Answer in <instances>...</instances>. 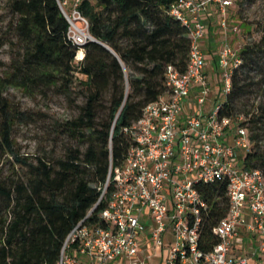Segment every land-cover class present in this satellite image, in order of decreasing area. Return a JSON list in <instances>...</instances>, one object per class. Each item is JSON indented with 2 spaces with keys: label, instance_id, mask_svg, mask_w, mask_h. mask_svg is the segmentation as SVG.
Segmentation results:
<instances>
[{
  "label": "trees",
  "instance_id": "obj_1",
  "mask_svg": "<svg viewBox=\"0 0 264 264\" xmlns=\"http://www.w3.org/2000/svg\"><path fill=\"white\" fill-rule=\"evenodd\" d=\"M65 1L10 0L11 27L24 50L15 71L25 69L30 82H60L67 90L76 85L85 93L70 132L86 146L69 149L56 165L21 158L13 139L16 115L0 79V150L28 169L25 178H11L0 168V264H58L68 236L92 210L89 223H98L112 198L111 189L99 203L110 166L121 167L134 144L126 129L168 91V67L186 73L189 66L191 40L170 15L175 0H82L80 11L96 40L83 47L70 39L71 25L60 6ZM82 50L84 59L78 61ZM240 57L243 64L233 73L232 92L220 102L221 115L247 118L253 149L244 165L264 172V104L239 111L242 96L255 84L241 83L243 75L250 79L249 67L261 63L259 84H264V38L241 48ZM198 190L210 206L201 245L208 252L218 243L215 227L229 211L228 182Z\"/></svg>",
  "mask_w": 264,
  "mask_h": 264
},
{
  "label": "built area",
  "instance_id": "obj_2",
  "mask_svg": "<svg viewBox=\"0 0 264 264\" xmlns=\"http://www.w3.org/2000/svg\"><path fill=\"white\" fill-rule=\"evenodd\" d=\"M81 2L66 0L60 6L71 25L70 39L83 47L94 38L89 20L80 11ZM70 4L72 9L67 12ZM213 6L220 8L221 30L240 33V26L231 25L227 17L234 0L172 3L170 15L186 28L191 40L188 70L180 73L169 66L168 91L126 129L134 144L121 167L110 166L99 201L107 200L112 189L107 208L97 224L89 223L92 210L73 229L58 264H85L72 253L75 249L90 264L122 258L130 264H150L138 259L142 235L149 234L157 247H163L169 230L174 241L167 264H250L248 257L231 254L242 232L258 239L252 256L259 252L264 256V172L244 165L253 149L247 118L221 115L220 99L232 92L233 73L243 64L240 49L228 38L218 57L220 95L217 101L211 100L215 88L207 74L205 42L209 34L206 18ZM240 151L245 153L242 158ZM222 181L228 182L229 211L214 229L218 243L207 252L201 245L203 216L210 206L198 187Z\"/></svg>",
  "mask_w": 264,
  "mask_h": 264
},
{
  "label": "rangeland",
  "instance_id": "obj_3",
  "mask_svg": "<svg viewBox=\"0 0 264 264\" xmlns=\"http://www.w3.org/2000/svg\"><path fill=\"white\" fill-rule=\"evenodd\" d=\"M66 8L70 10L72 5ZM213 15L211 34L218 48L221 47L225 38L239 49L247 45L262 44L264 0H234V7L229 9L227 17L231 25L240 26L238 35L221 30L222 16L218 6H214ZM14 18L10 0H0V79L3 80L4 94L16 115L13 132L16 151L21 158L30 163L37 164L39 160H44L56 165L58 160L65 157L69 149L86 146L82 139L70 132V124L80 117L86 96L76 85L67 90L61 87L60 82L58 84L37 80L30 82L24 78L25 69L15 71L16 66L22 67L24 50L15 38L11 27ZM78 56L79 54L77 60L82 61L78 59ZM259 62H262L261 58ZM260 64L248 68L247 71L251 73L250 79L246 75L240 77L243 85L255 83L241 98L243 104L239 105L241 114H244L245 110L253 112L254 106L264 104V84H259L263 82L258 69ZM12 74L15 77L12 78ZM217 98V95L216 97L214 95L211 100L217 101ZM226 99L223 96L220 101L225 102ZM246 104H248L247 107H245ZM250 132L252 133V128ZM262 144L264 146V141ZM239 155L242 158L245 153L240 151ZM0 168L5 177L25 178L28 174L26 167L17 163L15 158L3 155L1 150Z\"/></svg>",
  "mask_w": 264,
  "mask_h": 264
},
{
  "label": "crops",
  "instance_id": "obj_4",
  "mask_svg": "<svg viewBox=\"0 0 264 264\" xmlns=\"http://www.w3.org/2000/svg\"><path fill=\"white\" fill-rule=\"evenodd\" d=\"M214 6L211 8L209 16L206 18L209 28L212 29V19H214ZM208 67L207 74L210 82H212L215 93L213 96L220 95V82H222L221 72L218 66V57L220 48L215 45L214 37L211 34V30L208 34V38L205 42ZM216 85V86H215ZM195 96V95H194ZM194 106V105H193ZM189 111V110H188ZM187 111V112H188ZM193 111V109H191ZM149 223V221L147 222ZM150 224V223H149ZM174 241L172 230H169L166 235V244L163 247H157L153 242L149 234L142 235L141 237V250L139 253L140 262H149L150 264H167V259L170 253V244ZM258 247V239L249 233L242 232L240 238L234 243L231 254L243 258L248 257L250 264H264V256L262 253H258L255 257L252 256L253 248ZM72 253L78 257L80 261L85 264H90V259L85 256H81L75 250ZM99 264H130V261L126 258L116 260L114 262H100Z\"/></svg>",
  "mask_w": 264,
  "mask_h": 264
},
{
  "label": "bare ground",
  "instance_id": "obj_5",
  "mask_svg": "<svg viewBox=\"0 0 264 264\" xmlns=\"http://www.w3.org/2000/svg\"><path fill=\"white\" fill-rule=\"evenodd\" d=\"M83 56H84V51H82V52L80 51V52H79L78 59H82V58H83Z\"/></svg>",
  "mask_w": 264,
  "mask_h": 264
},
{
  "label": "water",
  "instance_id": "obj_6",
  "mask_svg": "<svg viewBox=\"0 0 264 264\" xmlns=\"http://www.w3.org/2000/svg\"><path fill=\"white\" fill-rule=\"evenodd\" d=\"M93 41H96L95 39L93 40ZM100 44H102V43H100ZM102 45H104V44H102ZM106 47V46H105ZM108 48V47H107ZM109 49V48H108Z\"/></svg>",
  "mask_w": 264,
  "mask_h": 264
}]
</instances>
